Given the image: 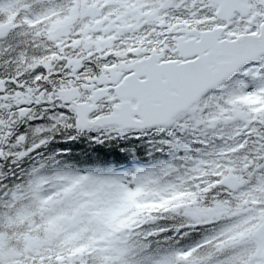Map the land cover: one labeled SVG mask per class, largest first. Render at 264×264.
Wrapping results in <instances>:
<instances>
[{"label":"snow or ice","instance_id":"6c2138e0","mask_svg":"<svg viewBox=\"0 0 264 264\" xmlns=\"http://www.w3.org/2000/svg\"><path fill=\"white\" fill-rule=\"evenodd\" d=\"M181 7L183 14H173ZM23 23L50 47L36 56L19 53L20 70L0 79V145L15 124L38 118L34 106H44L41 114L49 108L57 111L48 116L51 123L46 127L32 130L43 138L26 150H0V158L24 157L58 128L120 133L175 123L184 113L193 129L240 121L229 139L252 136L256 147L239 170L231 157L247 147L246 140H234L211 159L188 157L193 163L175 177L178 183H158L150 179L151 170L140 172L131 185L120 177L92 173L35 177L29 190L47 238L33 237L32 213L18 209L15 221H26L29 227L19 236V251L6 244L0 232V264H209L216 255L223 258L215 264H264V176L237 191L247 183L239 172L251 177L264 169V0H65L63 6ZM6 31L0 24V36ZM238 72L258 83L249 90L243 82L228 86L225 82ZM187 126L178 124L180 130ZM24 140L16 136L13 146ZM158 171L167 176L175 167L166 164ZM50 180L57 181L56 191L41 195ZM129 187L143 193L153 210L123 230L109 232L96 213L114 207ZM217 189L235 204L213 197L204 206L205 196ZM182 192L187 195L175 199ZM17 198L13 193L12 199ZM181 209L193 221L182 227L240 218L187 250L141 256L148 247L143 240L167 231L140 232L143 225ZM133 236L139 238L133 241Z\"/></svg>","mask_w":264,"mask_h":264},{"label":"trees","instance_id":"16d2710c","mask_svg":"<svg viewBox=\"0 0 264 264\" xmlns=\"http://www.w3.org/2000/svg\"><path fill=\"white\" fill-rule=\"evenodd\" d=\"M64 3L65 0H0V24H4L7 28L5 34L0 36V77L11 78L20 70L18 67L19 53L23 52L25 57L36 56L44 53L50 47V43L42 35L37 37L33 34V30L23 23L24 19H33L43 14L45 10L63 6ZM184 12L183 7L173 10L175 15ZM260 71L264 72V69ZM236 82L245 83L246 90L258 83L250 75L244 76L241 72L225 83L231 87ZM56 111L47 110L41 114L34 108L38 118L28 121L26 125L19 124L12 130V141L18 135H23L25 140L22 145L12 147L11 153L19 151L15 150V147L19 146L20 150H26L32 143L43 138V134L33 135L32 130L38 126L46 127L51 123L48 116L54 115ZM207 111L205 110V112ZM0 115L4 114L0 113ZM184 122H187L188 126L180 130L178 124ZM192 123L189 114L184 113L177 117L175 123H172L168 128L141 132L109 133L105 129H99L80 133L74 127L58 128L47 134L51 136L50 140L24 157L16 159L14 155H10L0 163V232H3L7 237L6 244L18 251L22 248L19 236L25 233L29 226L26 221L18 223L14 219L16 211L21 208L32 213L29 219L35 227L32 228L31 235L41 240L47 238L44 221L36 210L29 190V182L35 177L51 178L57 174L75 176L92 173L97 177H120L121 182L124 183L123 179L126 173L131 174V181H133L134 177L142 174L140 172L151 170L150 179L156 180L158 183H178L175 177L183 175L193 163V161L187 160L188 157H192L193 160L214 158L215 153L233 146L234 140L235 142L247 141V147L244 150L232 154L231 159L237 170L240 169L242 162H246L243 160L244 157H252L251 150L256 147L255 137L240 135L229 139L240 121L217 124L210 129L203 124H199L193 129ZM201 132L203 135L200 134ZM197 140L200 143H196ZM197 149L200 151L197 152ZM166 164L173 165L175 171L167 176H162L158 169ZM41 165L43 166L41 167ZM33 168L38 169L34 175L31 173ZM251 170L249 168L247 171ZM239 174L247 181L237 190L243 191L254 185L258 177L264 176V169L257 170L251 177L247 176L245 172H239ZM17 185L21 187L17 188ZM57 186V181L50 180L44 185L47 191L41 195H48L56 191ZM13 193L17 195V199H12ZM186 195L187 193H179L175 199L181 200ZM213 197L217 200H230L232 204H235L230 196L224 194L223 189H217L205 196L202 201L203 205L209 206ZM152 210L151 201H145L144 194L135 192L132 187L119 197L114 207H105L102 211H98L96 216L109 232H118L127 227L129 223L134 222L135 218L147 215ZM161 215L162 218L158 216L145 223L139 230L147 232L161 228L167 229L165 232L142 241L148 247L140 253L141 256L156 258L176 249L187 250L240 218L237 216L222 217L210 224H197L195 227L189 228L182 227L185 224L193 223L183 214L182 209L178 212H165ZM138 238V236H133L131 239L134 241ZM222 258V255H216L209 261V264H215Z\"/></svg>","mask_w":264,"mask_h":264},{"label":"flooded vegetation","instance_id":"af4514ba","mask_svg":"<svg viewBox=\"0 0 264 264\" xmlns=\"http://www.w3.org/2000/svg\"><path fill=\"white\" fill-rule=\"evenodd\" d=\"M257 63H259V62H257ZM0 79H10V77H4V76H1L0 77ZM42 107H44L43 105H36V106H34V108H35V110H38L40 113H41V108ZM47 110H56V108H49V109H47ZM34 114H35V116L37 115V113H35L34 112ZM5 118H7L6 116H5ZM35 119V118H34ZM28 121H30V120H22V121H20V122H18L17 124H15L14 125V127L12 128V130L15 128V127H17V126H19V124H21V125H26L27 124V122ZM11 138H12V134H11V136L7 139V141L5 142V144H3V145H0V150H2V151H4V152H8V153H11L12 152V147H14L13 145H14V143H15V139L12 141L11 140ZM21 148L18 146V147H15V150H19V151H21L20 150ZM7 157H10V155H8V156H5V157H3V158H0V163L1 162H4L6 159H7Z\"/></svg>","mask_w":264,"mask_h":264},{"label":"water","instance_id":"95a60500","mask_svg":"<svg viewBox=\"0 0 264 264\" xmlns=\"http://www.w3.org/2000/svg\"><path fill=\"white\" fill-rule=\"evenodd\" d=\"M247 67V66H246ZM237 73H235V74H233V76H235ZM232 78V77H231ZM230 78V79H231ZM180 115V114H179ZM179 115H177L176 117H178ZM175 117V118H176ZM171 125V123L170 124H168V125H151V126H149V127H147V128H144V129H132V130H135V131H143V130H147V129H152V128H157V127H169ZM87 130H91V129H83V130H79L80 132H84V131H87Z\"/></svg>","mask_w":264,"mask_h":264},{"label":"rangeland","instance_id":"374dc122","mask_svg":"<svg viewBox=\"0 0 264 264\" xmlns=\"http://www.w3.org/2000/svg\"><path fill=\"white\" fill-rule=\"evenodd\" d=\"M124 184L126 185H131L132 184V181H131V174L130 173H126L124 175ZM129 188H132V187H129Z\"/></svg>","mask_w":264,"mask_h":264}]
</instances>
